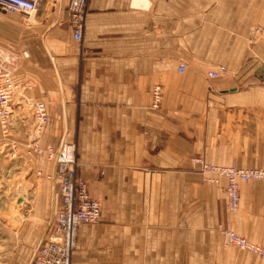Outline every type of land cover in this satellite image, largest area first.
<instances>
[{
    "label": "crops",
    "instance_id": "1",
    "mask_svg": "<svg viewBox=\"0 0 264 264\" xmlns=\"http://www.w3.org/2000/svg\"><path fill=\"white\" fill-rule=\"evenodd\" d=\"M67 4L41 0L29 17L0 10V77L32 84L29 94L48 110L42 145L74 142L77 175L100 202V220L78 228L70 264H264L224 248L220 232L264 245L263 184L240 181L239 209L230 212L224 183L205 182L190 161L206 156L217 124L228 123L239 143L229 148V165L264 168V82L256 76L264 10L89 0L76 41L64 22ZM220 65L226 74L207 76ZM46 173L51 192L35 197L44 221L35 247L58 202Z\"/></svg>",
    "mask_w": 264,
    "mask_h": 264
},
{
    "label": "built area",
    "instance_id": "2",
    "mask_svg": "<svg viewBox=\"0 0 264 264\" xmlns=\"http://www.w3.org/2000/svg\"><path fill=\"white\" fill-rule=\"evenodd\" d=\"M41 0H0V9L9 14L17 13L25 17L38 10ZM89 0H68V16L64 22L72 29L73 39L80 41L85 23ZM257 31L255 29L253 34ZM186 69L184 62L178 71ZM227 68L220 65L207 72L210 78L226 74ZM18 84L8 73L0 77V141L9 144L11 154H16L17 142L12 137L13 114L20 109V103L14 104L16 96L19 102L29 104L33 111V129L25 134L26 148L38 156H45L52 162L50 178L57 185L58 202L56 210L48 223L43 241L32 252L30 264H70L71 253L76 246L78 228L84 223H97L100 220V202L93 199L88 191L86 181L77 175L76 144L66 139L58 144L40 142L44 126L48 122V110L45 102L28 97L26 92L31 85ZM21 88V89H19ZM21 90V91H20ZM160 86L152 89V106L157 107L161 99ZM202 173L213 172L226 179V208L235 212L240 204L239 182L260 181L264 186V168H237L216 166L204 162L200 156L193 157ZM40 174V171H38ZM217 181V178H213ZM223 246H234L264 260V245L248 240L246 237L229 229L222 228Z\"/></svg>",
    "mask_w": 264,
    "mask_h": 264
},
{
    "label": "rangeland",
    "instance_id": "3",
    "mask_svg": "<svg viewBox=\"0 0 264 264\" xmlns=\"http://www.w3.org/2000/svg\"><path fill=\"white\" fill-rule=\"evenodd\" d=\"M191 2L193 4H189ZM186 6L189 10L192 8L213 10V7L220 10H264V0H188ZM47 9L49 10V5ZM253 37L259 40L261 31L254 33ZM15 82L32 85L21 80ZM26 94L34 99L29 91ZM16 103H20L18 106L21 107L16 113L17 117H14L17 121L12 124L11 132V139L17 142L16 154H11L9 144L0 141V264H30L31 253L40 238L44 224L43 220L35 216V197L43 192L49 196L51 192V181L46 179L45 174L52 172V162L26 148L25 134L33 129L34 124L32 108L25 102H19L18 96L14 100V104ZM230 131L228 123L222 124L221 127L217 124L215 131L211 132L214 141L208 144L206 156L199 153L190 158L192 170L205 182L214 185L224 183L225 193L226 179L213 172L202 173L199 165L192 159L200 156L204 162L211 165L241 168L235 164V159L232 162L236 166L229 165L231 164L228 159L229 148L239 146V143L235 142V137H231ZM42 136L40 142H42ZM38 171H41L40 174ZM213 178H217V181ZM55 192L58 193V190ZM224 248L238 249L234 246Z\"/></svg>",
    "mask_w": 264,
    "mask_h": 264
},
{
    "label": "water",
    "instance_id": "4",
    "mask_svg": "<svg viewBox=\"0 0 264 264\" xmlns=\"http://www.w3.org/2000/svg\"><path fill=\"white\" fill-rule=\"evenodd\" d=\"M256 76L264 81V65L260 66L256 72Z\"/></svg>",
    "mask_w": 264,
    "mask_h": 264
}]
</instances>
